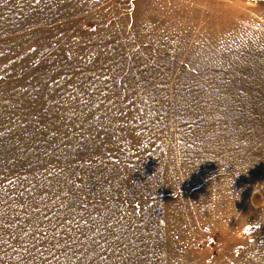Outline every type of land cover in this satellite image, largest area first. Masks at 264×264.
<instances>
[{
	"label": "rangeland",
	"instance_id": "rangeland-1",
	"mask_svg": "<svg viewBox=\"0 0 264 264\" xmlns=\"http://www.w3.org/2000/svg\"><path fill=\"white\" fill-rule=\"evenodd\" d=\"M0 264H264V0H0Z\"/></svg>",
	"mask_w": 264,
	"mask_h": 264
},
{
	"label": "built area",
	"instance_id": "built-area-1",
	"mask_svg": "<svg viewBox=\"0 0 264 264\" xmlns=\"http://www.w3.org/2000/svg\"><path fill=\"white\" fill-rule=\"evenodd\" d=\"M209 243H210V244H214V245H218L216 242H214V239H213V238H211V239L209 240Z\"/></svg>",
	"mask_w": 264,
	"mask_h": 264
}]
</instances>
